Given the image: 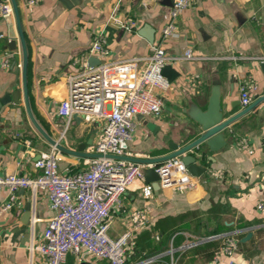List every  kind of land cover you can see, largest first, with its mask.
I'll return each mask as SVG.
<instances>
[{"label":"crops","instance_id":"obj_1","mask_svg":"<svg viewBox=\"0 0 264 264\" xmlns=\"http://www.w3.org/2000/svg\"><path fill=\"white\" fill-rule=\"evenodd\" d=\"M6 1L13 12L6 18L0 15V56L11 60L9 68H0V175H33L35 161L55 147L51 140L66 149L56 148L62 172L87 167L106 120L76 113L68 122L58 107L68 95L67 76L92 57L102 63L146 56L154 44L172 54L190 46L199 54L218 56L174 66L171 88L156 91L164 100L163 114L134 117L130 149L138 157L160 156L172 150V142L183 146L197 138L200 127L193 116L207 108L215 87L221 103L227 104L226 116L244 108L239 88L245 81L256 84L252 102L264 94V0H192L177 18V34L168 38L161 31L173 0ZM117 3L120 17L137 21L135 31L109 22ZM97 39L103 40L107 55L90 52ZM224 135L226 143L218 150L203 143L189 152L205 168L198 176L189 170L191 186L161 188L144 196L137 184L113 208L114 237L131 225L132 210L143 209L149 217V224L135 234L131 261L264 264V213L258 208L264 201V101L229 125ZM241 141L254 152L242 148ZM9 193L8 187H0V204ZM17 195L21 204L0 214V264H47L31 246L41 240L54 213L48 195L31 188H21ZM167 223L170 229L175 223L185 227L167 242L160 241L151 228L164 229ZM216 230L237 239L232 256L221 252V237H211ZM82 263L110 264L68 256L67 264Z\"/></svg>","mask_w":264,"mask_h":264},{"label":"built area","instance_id":"obj_2","mask_svg":"<svg viewBox=\"0 0 264 264\" xmlns=\"http://www.w3.org/2000/svg\"><path fill=\"white\" fill-rule=\"evenodd\" d=\"M38 2L40 0H27L28 5ZM191 3L192 0L172 1L170 18L161 31L163 38L177 34V18ZM118 4L110 14L109 22L127 32L135 31L137 21L120 17ZM12 12L11 4L0 0V15L6 18ZM90 52L107 55L108 49L102 39H97ZM209 58L218 56L199 54L190 46L172 54L161 44H154L146 56L96 65L85 60L80 70L67 76L68 95L61 101L58 113L68 122L76 113L104 118V129L93 150L101 156L88 159L87 167L81 171L65 173L59 169L60 153L53 147L35 161L33 175L17 172L0 175V187L10 190L7 200L0 204V214L21 204L17 195L21 188L40 189L47 193L54 213L48 219L41 240L31 246L32 250L45 257L47 264H67L70 254L81 259H104L110 264H145L150 261H131L135 234L149 224L146 212L143 209L132 210L128 215L131 225L114 237L110 234L112 210L137 184L144 196H150L161 188L191 186L189 169L182 157L177 156L155 166L158 179L147 183L145 165L108 154L134 156L130 149L136 130L134 117H160L163 114L164 100L156 91L171 88V81L164 74L165 66L174 67L183 61ZM260 60L264 61V58ZM10 66L9 55L0 56V68ZM255 88L252 81L240 85V100L244 107L252 102L251 91ZM239 144L250 153L254 152L245 141ZM258 208L264 213V201L259 202ZM211 237L223 239L221 252L228 256L236 252L238 241L233 235L224 233Z\"/></svg>","mask_w":264,"mask_h":264},{"label":"water","instance_id":"obj_3","mask_svg":"<svg viewBox=\"0 0 264 264\" xmlns=\"http://www.w3.org/2000/svg\"><path fill=\"white\" fill-rule=\"evenodd\" d=\"M15 12H16L17 22L22 40L23 34H22V30L20 29L21 22L19 18V11L16 5H15ZM100 62L101 61L97 60V58L95 57H92L89 60V63L91 65H96ZM260 66L264 71V61L260 62ZM173 70L174 67L172 65H167L164 67V74L169 78V80H172ZM25 86H26V82H25ZM25 89L27 91V87H25ZM263 101H264V94L257 97L253 102H251L248 106L242 108L237 113L231 116H226L225 111L227 108V104L221 103L220 92L218 91V87H215L210 96V100L207 108L205 110H201L197 112L193 116L194 120L199 124L200 131H199V136L194 140H192L191 142L183 146H179L177 143L172 142L171 143L172 150L160 156L138 157V156H127V155H115V154H108V156L118 159H125L131 162H136L145 165L146 167L144 168V174L147 183L154 182L158 179V174L155 171V166L162 164L166 160L172 159L177 156H181L185 164L189 167V170L194 175L198 176L205 170V168L202 167L199 163H197V158L194 155L190 154L189 152L192 151L193 148L203 143L207 145L209 149L212 151L218 150L221 147H223L226 143L224 130L228 128V126L231 125L235 120L245 115L247 112L255 108ZM34 123L41 130V128L38 126L35 120ZM150 126H152V124H150ZM51 142L56 148L66 150L57 142L53 140H51ZM92 155L93 157L101 156V154L98 153H94ZM155 186L158 187V184L155 183Z\"/></svg>","mask_w":264,"mask_h":264},{"label":"trees","instance_id":"obj_4","mask_svg":"<svg viewBox=\"0 0 264 264\" xmlns=\"http://www.w3.org/2000/svg\"><path fill=\"white\" fill-rule=\"evenodd\" d=\"M169 223V222H168ZM167 223V227H165L164 229L162 227H156L155 225L151 228L152 232H155L156 237L162 241V239L167 242L177 231H182L184 230V225H180L179 223H175L174 227H171L170 229V225H168ZM169 231H168V230ZM166 230V232H165ZM217 232H219V230H216V232L214 231L213 233L216 234ZM135 248H136V244H135ZM151 256V255H148Z\"/></svg>","mask_w":264,"mask_h":264}]
</instances>
